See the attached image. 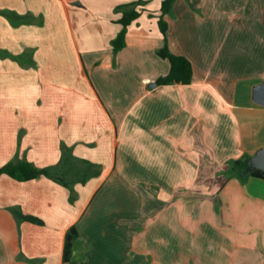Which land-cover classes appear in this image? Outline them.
<instances>
[{
    "label": "crops",
    "instance_id": "crops-1",
    "mask_svg": "<svg viewBox=\"0 0 264 264\" xmlns=\"http://www.w3.org/2000/svg\"><path fill=\"white\" fill-rule=\"evenodd\" d=\"M135 1L0 0V167L65 154L69 183L0 174V264H264V179L227 174L264 146V0H175L167 44L193 78L171 85L161 0L113 51Z\"/></svg>",
    "mask_w": 264,
    "mask_h": 264
},
{
    "label": "trees",
    "instance_id": "trees-1",
    "mask_svg": "<svg viewBox=\"0 0 264 264\" xmlns=\"http://www.w3.org/2000/svg\"><path fill=\"white\" fill-rule=\"evenodd\" d=\"M175 0H161V14L159 16L158 24L160 27V30L163 34V46L160 48L157 53L163 59H167L170 63V70L169 73L165 76H160L158 79H156L155 83L160 85H171V84H188L193 78V65L189 61L188 58L184 57L183 55H176L173 54L167 44V23L164 21V16L171 14L173 10V4ZM145 1L143 0H136L135 2H131L129 4H122L118 5L116 7V11L122 12V16L120 19H118V23L121 24V30L118 33V35L111 40V45L113 48V51L116 53L123 47H125V38L127 36V27L130 25L132 21L137 19L140 14L141 10L137 9L139 5H143ZM13 12L6 11V10H0V14H3L8 19L9 16ZM65 154H63L61 160L58 162V164L42 168V167H36L30 162L22 161V160H16L13 162H10L8 164L2 165L0 167V174L7 175L11 178H14L19 181H28L35 179L37 177H47L53 180H56L60 182L62 185L68 186L69 183L63 178L61 167L65 163L63 160L65 159ZM247 158L237 159L229 164V168L227 171L228 179L233 177L232 171L235 170L237 172V176L241 181H245L250 176L259 177L260 179H264V177L261 174V171L259 169H255L253 172L249 174L247 178H242L241 172L245 170L246 168V162ZM86 177L83 181L86 180ZM12 212L14 217L17 219L18 222L20 221H26L33 224H41L43 225V222L41 219H39L36 216L33 215H24L20 209L18 208H12ZM78 232L74 227H71L70 230L67 232V235L65 236V243H64V254H63V262H67L71 255H72V246L73 241L77 237Z\"/></svg>",
    "mask_w": 264,
    "mask_h": 264
},
{
    "label": "water",
    "instance_id": "water-1",
    "mask_svg": "<svg viewBox=\"0 0 264 264\" xmlns=\"http://www.w3.org/2000/svg\"><path fill=\"white\" fill-rule=\"evenodd\" d=\"M155 86V83H152L150 85V87ZM252 97L254 102L261 104V106H264V81H261L259 84L253 87ZM246 162V168L241 172L242 178H247L249 174L255 169H259L262 176L264 177V146L257 149L253 155L249 156Z\"/></svg>",
    "mask_w": 264,
    "mask_h": 264
},
{
    "label": "rangeland",
    "instance_id": "rangeland-1",
    "mask_svg": "<svg viewBox=\"0 0 264 264\" xmlns=\"http://www.w3.org/2000/svg\"><path fill=\"white\" fill-rule=\"evenodd\" d=\"M239 181H241V180L239 179ZM220 188H221V187H220ZM261 192H262L261 194L264 195V190H262ZM256 222H257V224H258V228H259V230H260V229L264 226V219L260 218V219L257 220ZM189 249H190V248H189ZM189 249H188V250H189ZM193 250H194V253H195V252H196V249L194 248ZM193 255H194V254H193Z\"/></svg>",
    "mask_w": 264,
    "mask_h": 264
}]
</instances>
